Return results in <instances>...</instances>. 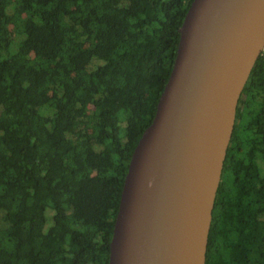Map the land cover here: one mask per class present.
<instances>
[{
	"label": "trees",
	"instance_id": "16d2710c",
	"mask_svg": "<svg viewBox=\"0 0 264 264\" xmlns=\"http://www.w3.org/2000/svg\"><path fill=\"white\" fill-rule=\"evenodd\" d=\"M191 1L0 0V264H108ZM235 117L205 264H264V53Z\"/></svg>",
	"mask_w": 264,
	"mask_h": 264
},
{
	"label": "water",
	"instance_id": "95a60500",
	"mask_svg": "<svg viewBox=\"0 0 264 264\" xmlns=\"http://www.w3.org/2000/svg\"><path fill=\"white\" fill-rule=\"evenodd\" d=\"M264 49V0H192L155 114L130 156L108 264H205L238 99Z\"/></svg>",
	"mask_w": 264,
	"mask_h": 264
},
{
	"label": "flooded vegetation",
	"instance_id": "af4514ba",
	"mask_svg": "<svg viewBox=\"0 0 264 264\" xmlns=\"http://www.w3.org/2000/svg\"><path fill=\"white\" fill-rule=\"evenodd\" d=\"M237 105H238V102H237ZM235 123H236V117H235ZM235 123H234V126H235ZM233 130H234V128H233ZM232 133H233V131H232ZM231 137H232V134H231ZM234 152H235L234 140L231 141V138H230V141H229V144H228V147L226 150V155H225V159H228V162L225 165V167H224V162H223L220 181H219V185H218L216 195H215L214 205H215L216 199L218 200V198H220V197L223 198L224 194H226V192L230 188L229 187L230 186V161L232 160ZM225 159H224V161H225ZM213 208H214V206H213Z\"/></svg>",
	"mask_w": 264,
	"mask_h": 264
},
{
	"label": "rangeland",
	"instance_id": "374dc122",
	"mask_svg": "<svg viewBox=\"0 0 264 264\" xmlns=\"http://www.w3.org/2000/svg\"><path fill=\"white\" fill-rule=\"evenodd\" d=\"M262 53H264V49L262 50Z\"/></svg>",
	"mask_w": 264,
	"mask_h": 264
}]
</instances>
